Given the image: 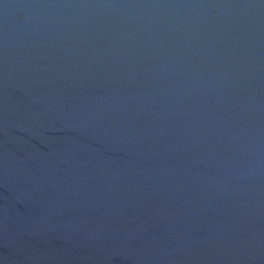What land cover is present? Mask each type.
<instances>
[{
  "label": "water",
  "instance_id": "water-1",
  "mask_svg": "<svg viewBox=\"0 0 264 264\" xmlns=\"http://www.w3.org/2000/svg\"><path fill=\"white\" fill-rule=\"evenodd\" d=\"M0 264H264V0H0Z\"/></svg>",
  "mask_w": 264,
  "mask_h": 264
}]
</instances>
